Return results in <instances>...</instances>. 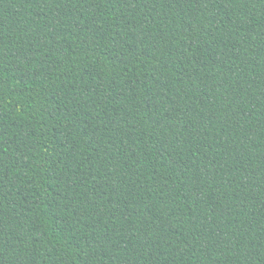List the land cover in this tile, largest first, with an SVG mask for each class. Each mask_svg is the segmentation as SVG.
<instances>
[{
	"label": "trees",
	"instance_id": "obj_1",
	"mask_svg": "<svg viewBox=\"0 0 264 264\" xmlns=\"http://www.w3.org/2000/svg\"><path fill=\"white\" fill-rule=\"evenodd\" d=\"M0 264H264V0H0Z\"/></svg>",
	"mask_w": 264,
	"mask_h": 264
}]
</instances>
